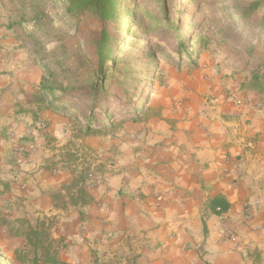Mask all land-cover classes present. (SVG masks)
Segmentation results:
<instances>
[{"label":"crops","instance_id":"0c3cea01","mask_svg":"<svg viewBox=\"0 0 264 264\" xmlns=\"http://www.w3.org/2000/svg\"><path fill=\"white\" fill-rule=\"evenodd\" d=\"M7 22L0 5V181L8 188L0 209H20L30 224L51 222L66 264H93V255L133 256L132 264H264L263 92L208 77L210 103L189 91L175 123H148L147 137L141 127L135 140L118 139L114 171L85 188L89 203L67 202L74 175L48 171L44 139L32 138L41 73ZM217 197L229 204L222 215L209 208ZM0 227V250L14 255L26 242Z\"/></svg>","mask_w":264,"mask_h":264},{"label":"rangeland","instance_id":"374dc122","mask_svg":"<svg viewBox=\"0 0 264 264\" xmlns=\"http://www.w3.org/2000/svg\"><path fill=\"white\" fill-rule=\"evenodd\" d=\"M163 2L165 12L156 0H117L116 15L101 18L67 10L68 0H0L9 31L21 39L30 67L41 73L40 115H36L37 134L32 138L33 142L35 137L44 139L40 146L46 152L48 171L68 170L91 191L114 171L118 158L111 144L124 137L135 140L141 127L147 137L148 123H175L189 91L210 103L208 77L222 75L238 81L242 89L264 93V2ZM255 2L259 6L254 10ZM103 31L110 36L111 56L103 61L102 78L96 42ZM179 42L185 50L180 51ZM198 50L196 67L185 66L187 52ZM201 62L206 65L200 67ZM255 74L261 78L255 80ZM103 83L104 92H93L94 86L98 89ZM182 93L185 96H179ZM21 165L16 162L17 174L23 173ZM78 189L67 188L61 195L73 194L66 201L76 202ZM7 191L0 181V194ZM16 199L14 205L20 208V197ZM21 212L0 209V226L9 228L12 236L20 230L17 221L24 223L23 231L38 222L30 224ZM49 231L44 245L51 242L50 255L61 262V246ZM25 242L11 256L0 250V264H32L34 248ZM38 251L44 253L40 247ZM91 260L93 264H132L133 256L93 255Z\"/></svg>","mask_w":264,"mask_h":264},{"label":"trees","instance_id":"16d2710c","mask_svg":"<svg viewBox=\"0 0 264 264\" xmlns=\"http://www.w3.org/2000/svg\"><path fill=\"white\" fill-rule=\"evenodd\" d=\"M264 0H261V3H263ZM156 3L158 4L157 7L164 11L165 4L163 0H156ZM260 3V4H261ZM66 6V5H65ZM252 9H256L259 6V2H255L252 5ZM70 8L76 9L78 12H85V14L90 13L94 14L96 16H99L101 18H113L116 15V9H117V0H68L67 4V10ZM180 32H177L175 35V38L177 41L180 39ZM110 36L107 32L103 31L101 32L98 41L96 42V45L98 47V53H99V60H100V71L102 73V78L104 76V71L102 70V64L103 61L107 60L111 55L110 50L108 49V42H109ZM179 45L181 46L180 51L185 50V46L179 42ZM191 47V46H190ZM186 52V51H184ZM200 55V51H194V52H187V56L185 58L186 65L185 66H191L196 67V63L198 62V58ZM255 80H259L261 77L258 74L254 75ZM104 83L106 82V79L104 77ZM42 83V81H41ZM104 83L97 87H93V92L96 91H103L104 89ZM105 86H109V83H106ZM45 88L42 86V89ZM104 126L106 124L104 123ZM82 179L75 178L72 184L69 186V188L77 187L78 189V197L76 199L77 202H81V204H85L84 198H88L89 203V196L86 193L85 187L82 185ZM88 196V197H87ZM91 201V198H90ZM209 208L212 214L214 215H222L227 212L229 208V204L224 201L222 198H215L210 201ZM21 225L20 230L14 234L16 237H25V240L28 244H31L34 248L33 251V258H32V264H47V262L51 264H66L63 262L58 261L55 257L50 255V249L52 247V243L49 242L45 246L44 244L49 240L48 239V231L49 226H46L44 223H37L35 227H27L25 231H23L24 223L17 221ZM39 247L44 251L41 255L39 254ZM56 254H54L55 256ZM20 261H25V259H22Z\"/></svg>","mask_w":264,"mask_h":264}]
</instances>
